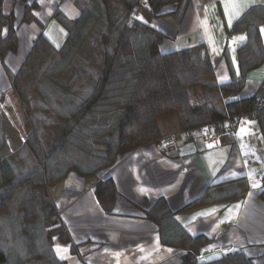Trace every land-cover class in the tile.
Wrapping results in <instances>:
<instances>
[{"label": "crops", "instance_id": "1", "mask_svg": "<svg viewBox=\"0 0 264 264\" xmlns=\"http://www.w3.org/2000/svg\"><path fill=\"white\" fill-rule=\"evenodd\" d=\"M238 10L242 14L229 27L223 0H178L163 7L160 17L150 16L144 0L133 19L164 36L162 54L205 46L218 82L228 84L233 76L228 61L240 76L239 49L249 40V25L259 28L264 47V0H247ZM57 11L70 21L81 16L75 0H3L2 12L14 14L18 38L17 52L0 57V112L12 127L25 124L26 117L11 76L41 34L56 50L67 40V30L54 17ZM7 33L5 28L3 36ZM263 82L264 62L246 75L238 99L261 98ZM241 119L236 137L217 145L197 135L184 138L176 116L163 118L159 122L163 137L175 134L180 139L177 153L167 156L155 144L148 145L121 155L97 178L70 173L58 184L38 190L36 195L60 212L71 239V245H62L54 237L57 258L66 264H180L184 251L165 246L160 227L149 218L153 205L165 199L188 235L206 238L205 249L218 251L205 261L243 254L253 264H264V201L259 197L262 189L252 187L255 180L264 188V137L256 117L249 114ZM242 128L252 134L241 133ZM249 173L255 174L253 179ZM106 179L113 180L117 189L111 212L103 209L95 193L96 184ZM240 179L248 183L242 198L185 209L207 191Z\"/></svg>", "mask_w": 264, "mask_h": 264}, {"label": "trees", "instance_id": "2", "mask_svg": "<svg viewBox=\"0 0 264 264\" xmlns=\"http://www.w3.org/2000/svg\"><path fill=\"white\" fill-rule=\"evenodd\" d=\"M75 1L81 11L79 19L67 20L59 11L54 14L58 23L68 32L62 48L56 50L41 34L20 70L11 76L16 94L24 104L26 113L30 114L33 108L31 100L42 97L41 92L47 82L45 78L43 83L39 84L34 97L25 98L24 85L32 68H40L43 71L54 68L49 71L53 74L50 80H54L56 72L68 73L69 70L75 69L77 61L74 59L81 56L83 45L90 41L88 40L90 30L100 21L99 12L93 7L101 8L104 38L99 40V44L104 50V57L107 54L111 57L107 70L105 65H102L95 80L93 73L86 72L84 74L88 75L86 76L88 82L84 79L78 80L84 87L83 91L88 89L83 93L81 103H79L81 97L73 98L74 85L68 91L72 105H66L68 109L62 120L61 145L58 144L48 150L47 146L40 147L37 144V156L40 161L45 159L46 163L38 171L35 181L31 179L34 175H29L22 181L18 179L13 181V185H17L19 190L29 192L25 193L27 195L23 201L28 203L23 209L28 211L36 202V207L41 210L39 213L45 214V216L24 215L23 228L29 229L32 238L33 230L38 228L41 230L45 236L41 247L47 249L50 261L48 262L46 257L28 264H66L56 257L53 251V239L56 237L62 245H71L69 234L58 218L56 208L37 196L36 192L58 184L70 173H75L81 178H97L102 172L113 167L121 155L156 144L164 138L159 126L161 119L176 116L181 130L187 132L199 126L219 124L255 112L264 137V103L261 108H257L259 100L264 99V82L260 87V92L263 94L261 98L254 96L238 99L245 88L246 75L258 69L264 62V47L257 26L249 25L247 30L250 34L249 40L239 49L240 76L234 74L228 61L233 74L232 81L228 84H220L216 77L215 66L205 46L167 54L160 52L164 36L131 17L133 9L142 4L143 0ZM146 1L150 16L153 17H160L163 7L178 2V0ZM2 3L3 0H0V57L3 60L8 53L17 52L18 38L15 16L13 13L3 14ZM5 28L8 33L3 36ZM47 54L62 55L63 60L58 59L55 63L49 64L45 61ZM41 62H43L42 66H38ZM73 80L75 82L74 78ZM222 100L226 101V112L217 109L214 105ZM1 117L6 119L0 112V148L3 146L0 152V180L5 179L7 182L13 180V177L4 156L5 142L15 141V138L10 132L12 136L8 139ZM7 124L9 126V123ZM34 138L36 140L32 129L29 131L28 143L31 144ZM97 144L106 146L104 155L98 154L95 148ZM247 192V180L228 181L227 187L207 191L185 209L200 208L222 200L240 199ZM95 193L103 209L111 212L117 196L114 181L111 179L99 181ZM259 197L264 201V190L259 193ZM149 218L160 227L161 239L165 246L184 251L180 264H253L243 254L206 261L198 260V254L208 244L206 238H193L188 235L170 214L165 199H159L153 205ZM32 254L34 255L33 252ZM22 261L19 260L18 264H27ZM7 262V255L0 250V264Z\"/></svg>", "mask_w": 264, "mask_h": 264}, {"label": "rangeland", "instance_id": "3", "mask_svg": "<svg viewBox=\"0 0 264 264\" xmlns=\"http://www.w3.org/2000/svg\"><path fill=\"white\" fill-rule=\"evenodd\" d=\"M143 2L144 0L142 1V3ZM141 5L142 4L140 3L139 6L135 7L137 8V14ZM97 7L98 6H94L93 8L98 10L100 14V21L93 29L90 30L91 32L89 33L88 38V40L90 41H88V44L83 45L84 50L81 52V56L74 59L77 61L75 69L69 70L68 73L64 71H55L57 74L55 73L56 76L54 80H50L53 74L49 71L53 70L54 68L46 69L45 71L40 68H32L28 80L24 85L26 96L25 98L31 99L32 97H34L36 95L35 92L37 91L39 84L41 82L43 83V80L45 78L47 82L44 90H42L43 92H41L42 97H37L36 99L33 98L31 100L33 108L30 114L26 113L24 104L21 102L26 117L25 124L15 127H12V125L9 124L8 126V121L5 118L1 117L4 121V124L2 125H4L7 130L8 139H10L13 134L15 138V141L7 140V142H5L6 149L4 155L5 160L9 163L8 169L12 172L11 177H13V180H9L7 182H5V179L0 180V250L4 251L7 255V264H18L19 260L21 259L23 260V263L27 264L28 262L34 263L35 261H37L36 259L42 260L46 257V260L49 259L47 249L41 247V245L44 244L45 239V236H43L41 230L39 228L38 230H33L32 238L30 237L31 235L28 232L29 229L23 228L24 215L45 216V214L39 213V211L41 210L36 207V202L33 203L32 208L28 211H25L23 209L28 203L26 201H23V199H25V196L29 192L19 190L17 185H13V181L15 179H18V181H22L29 175H34L31 179L35 181L38 171H40V169L44 167L46 163L45 159L40 161L39 157L37 156V144L40 147L47 146L48 150H51L58 144L61 145V139L63 136L62 120L64 119L65 113L68 109L66 105H72V99L71 97H68V91L74 85V87L72 88V90H74L75 92L73 98L77 99L78 97H81V99H79V103H81L83 100V93L88 89H85L83 91L84 87L78 80L84 79L86 82H88L86 78V76L88 75L84 74L85 72L90 74L93 73L95 80L98 70L102 65H105L106 70L108 68L111 57L109 54L104 57V50L99 44V40L104 38V22L103 18L101 17V8ZM131 21L129 22L131 23ZM44 57L42 56V58ZM58 59L63 60L62 55L47 54L45 61L49 62V64H53ZM42 63L43 62L39 63L38 66H42ZM93 66L94 70H92ZM73 78L75 79V82ZM76 95L77 97H75ZM261 96H263V94H261ZM223 103L224 101L222 100L216 102L214 105L217 109L226 112L227 109L225 104ZM32 129H34V136L36 137V140L34 138L33 142L30 144L28 143L27 139L29 138V131ZM10 132L12 133V135L10 134ZM182 134H184V131L181 133V135ZM169 136H165L164 138ZM30 145L32 146V148ZM95 148L98 154H103L104 151H106V146L103 144H97ZM0 149L1 152L3 150V146H1ZM19 183L21 184V182ZM25 193L27 194L25 195ZM26 200L29 201L28 199ZM57 216L61 221V214L58 211ZM35 226H37V224ZM32 252L34 253V255L32 254ZM49 261L50 260H48V262Z\"/></svg>", "mask_w": 264, "mask_h": 264}, {"label": "built area", "instance_id": "4", "mask_svg": "<svg viewBox=\"0 0 264 264\" xmlns=\"http://www.w3.org/2000/svg\"><path fill=\"white\" fill-rule=\"evenodd\" d=\"M137 16V8L133 9L131 12V17ZM264 99H260L257 103V108L263 106ZM251 117H256L255 112L250 113ZM242 123L240 117H235L233 119L225 120L219 124H209L202 127H196L190 131L184 132L182 136L188 138L190 135H197L203 138L205 141L214 143L217 145L222 144L223 139H232L236 137L238 128ZM180 139L177 135H171L169 137L163 138L161 141L155 144V149L164 155L170 156L179 151ZM218 251L203 249L197 256L198 260H204L207 257L215 255ZM203 258V259H202Z\"/></svg>", "mask_w": 264, "mask_h": 264}, {"label": "snow or ice", "instance_id": "5", "mask_svg": "<svg viewBox=\"0 0 264 264\" xmlns=\"http://www.w3.org/2000/svg\"><path fill=\"white\" fill-rule=\"evenodd\" d=\"M223 3H224L225 15L228 18V25H229V27H231V24H232L233 19L234 18L235 19H238L239 16L242 14V12L240 10H238V6L241 3H247V0H223ZM205 24H206V22H205ZM261 31L264 32V29H262ZM239 39L240 40H244L245 37H239ZM233 43H235V41H233ZM240 131L243 134H252L250 132V130L245 129V128H242ZM242 150H243V146H242ZM247 154L248 153L245 152V155H247ZM254 175H255L254 173H249V179H253ZM252 187L253 188H261L262 190H264V188H262V186L259 183L255 182V180H253ZM249 195H251V194H249ZM236 207L239 208V205H237ZM211 214L212 213H208V215H211ZM141 251H143V249H141ZM57 252L58 253L60 252V249L59 248L57 249Z\"/></svg>", "mask_w": 264, "mask_h": 264}]
</instances>
